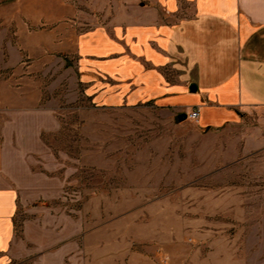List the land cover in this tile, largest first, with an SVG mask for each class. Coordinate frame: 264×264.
Wrapping results in <instances>:
<instances>
[{"label":"rangeland","instance_id":"obj_1","mask_svg":"<svg viewBox=\"0 0 264 264\" xmlns=\"http://www.w3.org/2000/svg\"><path fill=\"white\" fill-rule=\"evenodd\" d=\"M155 1L0 0L11 264H264V109L206 128L81 82V37Z\"/></svg>","mask_w":264,"mask_h":264},{"label":"crops","instance_id":"obj_2","mask_svg":"<svg viewBox=\"0 0 264 264\" xmlns=\"http://www.w3.org/2000/svg\"><path fill=\"white\" fill-rule=\"evenodd\" d=\"M146 10L149 18L123 33L81 37V82L94 100L177 114L197 108L206 128L264 109V0H156ZM2 172L0 165V264H11L18 193Z\"/></svg>","mask_w":264,"mask_h":264},{"label":"built area","instance_id":"obj_3","mask_svg":"<svg viewBox=\"0 0 264 264\" xmlns=\"http://www.w3.org/2000/svg\"><path fill=\"white\" fill-rule=\"evenodd\" d=\"M187 117L193 121H198L199 119V109L195 108L193 109L188 115Z\"/></svg>","mask_w":264,"mask_h":264},{"label":"water","instance_id":"obj_4","mask_svg":"<svg viewBox=\"0 0 264 264\" xmlns=\"http://www.w3.org/2000/svg\"><path fill=\"white\" fill-rule=\"evenodd\" d=\"M191 89H192L193 92L196 91V87H195V86H192ZM186 118H187L186 115H180V116H179V119H180L181 121L184 120V119H186Z\"/></svg>","mask_w":264,"mask_h":264}]
</instances>
